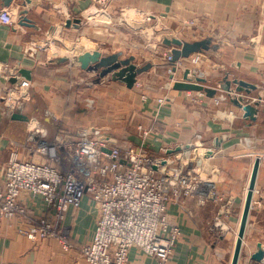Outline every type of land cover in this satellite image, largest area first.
Listing matches in <instances>:
<instances>
[{"label": "crops", "instance_id": "1", "mask_svg": "<svg viewBox=\"0 0 264 264\" xmlns=\"http://www.w3.org/2000/svg\"><path fill=\"white\" fill-rule=\"evenodd\" d=\"M31 1L34 5L28 17L39 30L18 26V17L13 27L0 23V61L31 71L29 102L21 114L34 117L46 131V141H49L58 131L77 137L82 129L89 127L83 116L92 117L96 110L93 104L98 100H107L106 112L116 116L120 114L115 112H119L121 100H131L135 111L133 120H138L140 125V138L123 145L138 147L144 142L151 155H159L160 150L166 148L190 157L199 145L213 148L215 155L206 168V176L210 174V179L203 174L204 180L195 197L181 198L167 208L169 223L178 226L181 232L169 264H231L253 165L258 158L253 208L243 239V248L248 252L254 250L264 237V37L246 33V22L250 32L252 29L251 14L244 15L243 19L237 16L239 10L246 8V1L111 0L110 12L122 16L136 13L162 22L164 28L185 26L188 20H195L197 28L205 35L198 39H179L186 42L210 39L209 51L180 59L173 79L164 62V54L171 50L166 46L158 53L157 63L144 58L140 61L138 54L133 52L106 53L98 48H83L66 63L60 62L63 58L60 56L50 62L45 54L34 53L31 42L46 38L52 28L54 38L67 39L80 31H83L82 36L88 35L89 15L97 11L95 0ZM252 1L255 4H247L248 11L254 9L264 15V0ZM21 2L14 0L9 8L18 14V10L25 8ZM65 11L71 18L84 20V25L79 29L65 28ZM259 22L264 24V16ZM94 50L104 56L122 52L124 58L134 56L138 66L148 62L153 66L138 76L131 89L110 76L95 83V73L76 65L82 52ZM227 73L229 80L237 78L257 87L250 98H262L257 121L251 126L250 121L243 119V111L219 89L210 97L204 91L173 87L176 80L200 84L196 82L198 79L204 80L201 85L208 88L218 87ZM8 85L12 84L0 80V89ZM233 90L234 85L231 94ZM249 97L243 95V98ZM86 100H92V104L84 105ZM255 101L256 98L249 99V102ZM26 123L12 119L0 102V187L11 157L36 163L46 161L35 151L37 143L26 141ZM147 130L149 134L145 137L143 132ZM195 136H200L201 142L196 141ZM20 203L38 216L46 209L39 196L27 193L20 195ZM98 214L97 205L89 196L82 200L79 208L66 209L63 227L75 247L70 252H64L55 240L31 241L19 234V228L25 227L20 218L0 219V264H87L80 249L92 241ZM128 258L130 264H157L155 259L136 248L129 251Z\"/></svg>", "mask_w": 264, "mask_h": 264}, {"label": "built area", "instance_id": "2", "mask_svg": "<svg viewBox=\"0 0 264 264\" xmlns=\"http://www.w3.org/2000/svg\"><path fill=\"white\" fill-rule=\"evenodd\" d=\"M110 3L111 0H95L96 8L107 5L109 8ZM17 17L9 7L0 9L2 25L15 26ZM54 43V37H46L32 41L31 46L52 62L56 57L51 58L48 52ZM170 61L171 50L164 54V62L173 75L172 69H178L180 60L173 66ZM20 71L0 61V80L9 83L12 77L20 78ZM29 92L30 84L26 80L1 88L0 102L5 112L9 116L24 112ZM86 103L91 105L92 101ZM148 134L149 130L143 132L145 137ZM104 135L95 128L81 130L77 137L58 131L53 139L46 141L43 127L34 117L28 118L26 141L37 143L35 151L46 161L10 158L0 187V219L20 218L25 227L19 228V234L31 241L55 240L64 252H70L75 247L63 227L65 211L69 207L79 208L89 196L99 214L92 241L80 249L87 264H130L128 256L132 248L155 259L157 264H169L181 232L178 226L169 223L167 208L181 198L197 195L203 174L210 179L206 168L215 151L199 145L191 157L166 148L159 155H151L144 142L138 147L113 146ZM195 139L201 142L200 136ZM22 193L39 196L45 212L39 216L31 213L20 203ZM258 244L262 257L258 261L251 259L259 250L256 246L247 252L248 264H264V237Z\"/></svg>", "mask_w": 264, "mask_h": 264}, {"label": "rangeland", "instance_id": "3", "mask_svg": "<svg viewBox=\"0 0 264 264\" xmlns=\"http://www.w3.org/2000/svg\"><path fill=\"white\" fill-rule=\"evenodd\" d=\"M245 1L246 8L239 10L237 16L240 15V18L243 19L246 18L244 15L247 16L251 14L252 29L250 32L248 29L249 25H247L246 22V33L252 36L264 37V24L263 22H259L260 18L264 15L259 11H254L252 7V11H248L247 4L254 6L255 3L252 0ZM97 8L98 11H93L91 15H89V22H91V24L86 25L89 30L88 35L82 36L80 34H82L81 32L83 31H80L67 39L60 37L55 38V43L48 52V56L51 58L58 56L63 57V59H65L64 63H66L70 56L76 55L75 52L83 48H98L106 53L116 50L133 52L138 54L139 58H141L140 61H143L144 58L157 63L158 53H160L161 48L164 46L162 43L164 38L188 37L189 39H198L205 35L197 28L195 20H188V24H185V26L182 24L177 28L175 26H167L164 28L162 22L151 20L136 13L128 12L127 15L122 16L119 13L110 12L108 5L103 9L100 6H97ZM262 13L264 14V10H262ZM175 73L176 72H174L173 76H175ZM176 82L181 83L182 81L176 80L174 83ZM106 101L107 100H98L97 103L93 104L96 106V110L92 117L91 115L83 116L85 124L89 126L85 129L92 127L102 130L105 133L104 139L109 141L113 146H122L123 143L129 142L130 140L132 141V139L134 141L136 139L138 140L140 138V125L138 120H133L135 111L130 104L131 100H121V105L115 106H119V112H115L120 113L117 116L110 112H106L108 110L106 104L108 102ZM83 104L87 105L84 101ZM247 252L246 247L242 248L240 264L249 258Z\"/></svg>", "mask_w": 264, "mask_h": 264}, {"label": "water", "instance_id": "4", "mask_svg": "<svg viewBox=\"0 0 264 264\" xmlns=\"http://www.w3.org/2000/svg\"><path fill=\"white\" fill-rule=\"evenodd\" d=\"M14 3V0H0L1 7H10ZM21 6L25 7L18 10V26L25 27L29 29L39 30V27L28 17L29 10L33 7L34 3L31 0H22ZM66 21L64 23L65 28L79 29L84 25V20L81 18H71L68 11H65ZM54 28H52L46 36L48 38L53 37ZM163 45L171 48V65L173 66L182 58H188L193 54H200L209 51L210 39H203L194 42H186L179 38H164L162 41ZM34 50V49H33ZM35 53V50H34ZM65 59H60V62H64ZM76 65L86 71L93 72L96 75L95 83L101 82V80L106 79L110 76V79L113 81H119L126 85L127 88L131 89L137 82L139 75L148 72L152 68V63L148 62L142 66L135 64V57L128 56L123 57L122 52H116L107 56L102 55L99 51L94 50L91 52H82L81 55L77 58ZM176 68L172 69L173 72H176ZM21 78L12 77L9 82L12 85L19 84L22 80L30 81L31 80V71L27 69H21L20 71ZM171 75V79H173ZM196 82L200 84H192L186 81L181 83H174V89L176 90H196L204 91L208 96L212 97L215 95L217 90L226 93V98L230 100L232 104L237 106L243 111V119L250 121L249 126L252 123L257 121V114L259 113L258 107L261 104L262 98L252 97V92L257 90V87L250 83L243 81L241 79L233 78L229 80V74L219 81L218 88H208L204 83V80L198 79ZM234 85L233 94H231V87ZM245 94L246 97L243 98ZM256 98L255 102H249V99ZM262 113L264 114V106L262 108ZM11 118L14 120H19L23 122L28 121V117L19 112H15L11 115ZM260 160L257 158L254 162L250 182L247 189L246 199L244 203V208L237 232V237L235 241L234 251L231 259V264H238L243 248V239L245 236L246 226L248 218L252 208L253 193L255 189L256 178L259 170ZM259 249L258 252L251 256L253 261H258L262 257V252L260 250V244L257 245Z\"/></svg>", "mask_w": 264, "mask_h": 264}]
</instances>
